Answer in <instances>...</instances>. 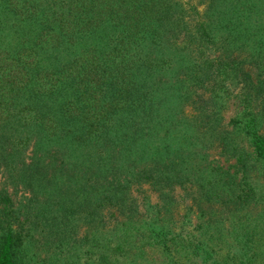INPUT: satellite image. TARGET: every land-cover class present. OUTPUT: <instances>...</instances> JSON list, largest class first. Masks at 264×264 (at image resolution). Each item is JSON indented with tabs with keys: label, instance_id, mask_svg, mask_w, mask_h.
Wrapping results in <instances>:
<instances>
[{
	"label": "trees",
	"instance_id": "1",
	"mask_svg": "<svg viewBox=\"0 0 264 264\" xmlns=\"http://www.w3.org/2000/svg\"><path fill=\"white\" fill-rule=\"evenodd\" d=\"M194 1L0 0V264L42 252V264L83 254L110 264L135 228L151 230L136 218L135 187L150 186L166 210L177 186L206 201H233L239 185L240 197L256 193L264 0ZM228 82L249 100L229 120ZM215 149L235 163L211 161ZM110 207L127 217L115 248Z\"/></svg>",
	"mask_w": 264,
	"mask_h": 264
},
{
	"label": "rangeland",
	"instance_id": "2",
	"mask_svg": "<svg viewBox=\"0 0 264 264\" xmlns=\"http://www.w3.org/2000/svg\"><path fill=\"white\" fill-rule=\"evenodd\" d=\"M183 1L196 4L194 0ZM199 9L203 12L205 5H199ZM219 81L217 79L216 89H220ZM221 92L222 99L219 101L226 106L224 113L228 120L244 111L249 100H246L243 85L228 82ZM207 96L205 93L204 97ZM220 151L212 150L210 160L224 167L235 163L234 159L227 161ZM252 175L256 193L247 198L239 196L245 195V185L237 186V194L232 195L233 201L227 199L231 195L226 194H223L224 199L206 201L201 199L198 187L177 186L168 210L163 208L159 194L150 186L145 185L140 191L137 187L133 188L132 200L139 211L136 218L147 225L151 224V230L145 231L139 226L135 228L128 239L129 243H124L119 251L114 249L109 253L110 264H241L242 261L264 264V168L256 166ZM0 187H3L1 176ZM7 189L16 207L25 203L27 196L23 188L7 186ZM111 208L105 211L107 221L104 231L112 238L110 245L115 248L122 242L119 235L122 222L127 217L118 215L117 210ZM160 230L165 235L158 234ZM156 238L166 240L167 245L156 242ZM45 254L42 252L38 261L32 264H42ZM98 258V254H83L79 260L66 264H98Z\"/></svg>",
	"mask_w": 264,
	"mask_h": 264
}]
</instances>
